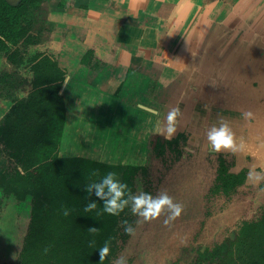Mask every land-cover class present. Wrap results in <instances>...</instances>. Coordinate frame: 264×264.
<instances>
[{"label": "trees", "instance_id": "trees-1", "mask_svg": "<svg viewBox=\"0 0 264 264\" xmlns=\"http://www.w3.org/2000/svg\"><path fill=\"white\" fill-rule=\"evenodd\" d=\"M48 1L22 0L19 6H12L0 0V163L6 167L0 176V192L21 202L31 200L21 248L13 262L6 264H99V248L109 239L110 253L103 264H115L134 236L125 233L123 221L135 228L138 217L130 208L119 216L104 213L103 201L94 193L88 196L85 186L115 172L133 194L141 187L156 195L153 175L160 164L176 171L180 162L197 158L185 150L189 134L179 131L173 139L154 135L144 166L60 156L68 118L67 100L61 91L68 71L52 46L55 31L47 16ZM80 63L99 72L108 60L93 46L84 50ZM149 81L151 91L158 82L155 75ZM236 156L237 152L228 151L206 153L193 161L215 173L208 200H229L246 187L248 170ZM89 202L97 203V208L85 212ZM261 209L255 217L234 226L235 239L228 235L205 251L200 249L191 264H264V207ZM90 227L99 232L89 233Z\"/></svg>", "mask_w": 264, "mask_h": 264}, {"label": "crops", "instance_id": "crops-1", "mask_svg": "<svg viewBox=\"0 0 264 264\" xmlns=\"http://www.w3.org/2000/svg\"><path fill=\"white\" fill-rule=\"evenodd\" d=\"M68 1L74 5L60 8L54 2L52 19L58 23L59 34L73 33L83 46L97 47L110 63L99 74L83 66L73 67L64 91L74 90L72 95L79 98L91 97L80 103L94 106L93 115L85 116L100 126L96 130L91 124L85 126L83 114L71 117L76 122L75 133L67 144L63 141L62 153L82 154L92 143L97 158L108 151V133L104 140L91 139L108 124V88L118 89L129 71L149 75L157 65L162 68V85L174 87L177 94L158 117L120 108L112 123L129 131L135 147L131 151L111 148L114 156L126 164L142 163L144 133L155 130L172 106L182 114L177 123L203 140L214 117L228 118L239 145L252 157L250 169L254 173L264 169V0ZM85 69L86 78L80 76ZM70 79L75 83L68 84ZM109 81L113 84L108 87ZM77 84L89 89L75 92ZM198 110L205 113L195 114ZM242 111H251L252 118L242 119ZM71 118L66 123L70 132ZM82 136L86 140L80 145L77 138Z\"/></svg>", "mask_w": 264, "mask_h": 264}, {"label": "rangeland", "instance_id": "rangeland-1", "mask_svg": "<svg viewBox=\"0 0 264 264\" xmlns=\"http://www.w3.org/2000/svg\"><path fill=\"white\" fill-rule=\"evenodd\" d=\"M67 33L68 32L63 31V38L61 40L53 39L55 44L52 45L56 53L59 52L61 63L70 70L66 80L73 74V67L81 65L80 52L89 47L87 45L80 47L79 45H70L74 40L69 37L67 38ZM64 42H66V44H64ZM78 43L79 42H77V44ZM81 43H83V41ZM73 49L76 51H73ZM85 72L87 73L86 69L83 75L80 74V76H85L86 78L88 74L86 75ZM71 81L72 84L75 83V79H70L68 84H70ZM86 82H90L89 78L86 79ZM88 87V85L77 84L75 92L80 93V91H86ZM153 90L155 91V89ZM73 92L74 90L65 92L64 89L61 92L62 94L65 93L64 96L67 100L68 118L66 123L71 117L75 118L83 114L82 120L86 118V120H84V125L88 126L91 124L95 127L93 130H96V126H100V123L95 122V120H89V116H85L89 115V112L92 115L94 113V106L86 103L92 100L91 97L79 98L73 96ZM151 100L152 99H150V101ZM81 101L86 102L81 104ZM110 103H113V101H110ZM157 105H159V103H156V106ZM98 106L100 107V105ZM100 109H102L103 114L106 113L103 107H100ZM129 109L130 107L127 105L126 110L129 111ZM113 111L116 114H114V112L111 115L110 113L109 115L106 114L109 120L111 117L118 115L115 109H113ZM72 118L70 120L72 132L68 131L66 124L64 128L63 140L66 144L69 140H72V133H75L74 127L76 122L73 121ZM90 129L92 128L90 127ZM106 133H108V124L107 126L103 125V128L91 136V139H93V142L104 140ZM126 133L128 132L124 131L125 139L123 140H127L129 137V134L126 135ZM149 136L150 134L144 133L145 139H148ZM85 140V136L77 138L80 145H83L82 143ZM199 140L201 141V139L198 138L197 143L191 141L189 147H186L188 150H185L187 152L195 150V148L199 146ZM62 144L63 141L61 147ZM201 144H205V142ZM93 146V143L90 144V148L82 154L62 153L60 148V155L62 157L86 156L90 159L91 157H95L97 161L108 160V157H105V152L108 153V151H104L103 155L97 158L96 156L98 155L95 154V148H93ZM203 146L204 149L207 150V146ZM83 147L85 148L86 146L84 145ZM146 154L147 153H145L146 158L144 162L142 161L143 163L147 162ZM244 154L246 155V153ZM245 155L242 157L248 156ZM114 158L115 156L110 162H113ZM235 158L240 157L236 156ZM245 159L246 161L242 160L245 166L244 168L248 169L249 173L254 172L249 167L251 160L249 161L247 157ZM233 162L236 163L235 159H233ZM189 165L191 164H187L185 167L183 165L181 170L168 171L167 169H169V167L160 164L158 171L154 173V187L157 193L161 190H167L168 194L174 198L175 202L183 204L184 210L181 216L167 227L163 223L165 219L164 215L152 222L136 225L137 237L134 235L133 238L128 241L125 253L121 255L126 257L127 264H160L161 262L162 264H191L196 259L201 248L207 249L221 242L233 232L235 229L234 226L237 227L240 221L244 218L255 217V215L261 212V208L264 207V189L262 187L264 183V169H255L256 173L261 176V179L254 180L249 178L246 187L236 196H232L231 200H227L225 197L208 200L206 195L212 185L211 174L208 173L207 176L202 177L200 180L201 182H199L197 181L198 177L192 173V169H189ZM5 169V163H0V176L4 173ZM184 169L188 171L186 174H182V170L184 172ZM140 191H142L141 187L139 189V192ZM30 215V199L21 202L16 200L13 196L6 197L0 192V264L13 262L21 248L23 237L28 229ZM160 259H162V261Z\"/></svg>", "mask_w": 264, "mask_h": 264}, {"label": "clouds", "instance_id": "clouds-1", "mask_svg": "<svg viewBox=\"0 0 264 264\" xmlns=\"http://www.w3.org/2000/svg\"><path fill=\"white\" fill-rule=\"evenodd\" d=\"M205 110H208L207 106H205ZM181 115L178 107L171 108L164 120L157 122L155 132L163 135L165 139H171L176 132L177 119ZM252 116L251 111L241 112V117L244 120H249ZM205 137L209 151L234 153L238 150L239 143L236 134L230 126V122L224 117H218L217 122L207 128ZM249 178L259 180L261 176L250 172ZM85 190L88 196L94 193L97 198L103 201V212L108 215L119 216L126 208H130L132 215L138 217L135 221L136 225L152 222L164 215L163 223L167 227L179 218L184 210L183 204L175 202L167 190H161L156 195L144 191L133 194L129 185L122 183L115 172L106 173L99 182L87 184ZM96 208L97 203L89 202L85 205L84 210L85 212H91ZM64 214L68 215V212L65 211ZM123 224L127 235H135L136 229L132 224L127 220L123 221ZM88 231L95 235L99 232V229L90 227ZM94 244L95 241L90 242V246H94ZM109 253L110 239L105 240L103 246L99 248V264H103ZM115 264H127L126 257H119Z\"/></svg>", "mask_w": 264, "mask_h": 264}, {"label": "water", "instance_id": "water-1", "mask_svg": "<svg viewBox=\"0 0 264 264\" xmlns=\"http://www.w3.org/2000/svg\"><path fill=\"white\" fill-rule=\"evenodd\" d=\"M8 2L12 5L17 6L20 4L21 0H8ZM109 61H110V59L108 57V65L110 63ZM161 70H162V68L158 67L157 65H154L152 72L149 75L129 71L126 75V78L120 83L118 89L115 88V89H112V91H110L111 89L108 88V115H109V113L111 115L114 112L113 109H115L116 112H120V110H121L120 108L126 109L127 105H129L130 110L133 112H143V113L149 114L151 116L158 117L160 115V113L162 112L161 109L164 106L168 105V103H170V101L174 97V95L176 96V94H177L176 89L174 87L162 85V83L160 82V74L162 72ZM99 73L100 72H98V74ZM152 75H155V77L157 78V82H158L157 86L154 88L156 92L152 89H151V91H152L151 92L148 88L149 82H150L149 80L152 78ZM230 75L232 76V74H230ZM110 84H113V81L108 82V87ZM117 93H118V95H117ZM150 99H152V100L150 101ZM110 101L111 102L113 101V103H110ZM156 103H159V105L156 106ZM138 106L140 109L138 108ZM171 108H172V106H171ZM201 113H205V110H198L195 112V114H201ZM114 114H116V113L114 112ZM226 119L228 120V118H226ZM110 120H111V122L110 123L108 122V160H103V161L100 160V162H104V163H107L109 165L144 166L146 164V162L143 163L144 159L146 158L145 153H147L146 156L148 158V146L150 145L152 137L154 135H161V134H158L155 132V130H152L149 138L146 140H142V142L140 143V145H142L144 147V155H143V160H142L143 162L142 163H140L138 165L126 164L123 161V158H121L120 156L119 157L115 156L113 162H110L111 159L114 157V155L111 153V152H113V151H111L112 150L111 148H115V149L119 150L120 148L126 147L128 151H131V149H133L135 147V143L133 142L134 139L131 138L129 131H127L125 129H121L120 127L113 124L112 123L113 117H111ZM110 120L108 119V121H110ZM211 122H212V124H214L217 122V119L215 120V117H214L213 120H211ZM124 131L128 132V133H126V135L129 134V137L127 138V140H123V139H125ZM178 131L179 132H186L187 134H189L190 142L192 141L193 137H194L193 139H195V141H194L195 143L198 142V138L201 139V141L199 140V144H198L199 146L197 148H195V150L189 151V153L196 156V158H197V159H193V161H196L202 157H205L206 153H215V152L209 151L208 146H207V141L203 140L202 136H197L196 134H192L189 131L188 127H186L182 124H179V123H176V132L173 134L171 139L174 138V136L177 134ZM63 137H64V134H63ZM62 141H64L63 138H62ZM190 142H189V144H190ZM200 142L201 143L205 142V144H201ZM110 143H112V144H110ZM115 143H117V145H115ZM203 145L207 146V150L204 149ZM185 149L188 150L187 148H185ZM205 151H208V152H205ZM236 152L238 154V157L242 158L241 160L246 161V159H245L246 157L248 158L249 161L252 159V157L249 156L245 152L242 145H239L238 150ZM244 153H246V155H248V156H246ZM243 155H245L246 157H242ZM71 157H79V156H71ZM82 158L90 159V158H87L86 156L82 157ZM91 160H95V158H91ZM95 161H97V160H95ZM193 161L186 160L183 163L180 162V165L176 166L175 170H181L182 169L181 167L183 165L185 167V165L191 164V165H189L190 166L189 169H192V173H194L198 177L197 181L201 182L200 181L201 178L206 177L207 174L209 173V174H211L212 184H213L214 178H215V173L211 170V168L207 167V166L206 167H199ZM199 169H203V170L200 172H197ZM187 172L188 171H186L185 169H184V172L182 170V174H186ZM248 179H249V171H248L247 181H248ZM208 192H209V190H208ZM135 235H136V233H135ZM231 236L233 239H235L234 233H232ZM160 260L162 261V259H160ZM163 261H164V259H163ZM160 264H162V262Z\"/></svg>", "mask_w": 264, "mask_h": 264}, {"label": "flooded vegetation", "instance_id": "flooded-vegetation-1", "mask_svg": "<svg viewBox=\"0 0 264 264\" xmlns=\"http://www.w3.org/2000/svg\"><path fill=\"white\" fill-rule=\"evenodd\" d=\"M8 1V0H7ZM22 1V0H21ZM56 1H58L57 3H58V7H60V8H66V7H71V6H73L74 5V1H68V0H56ZM54 2H55V0H49L48 1V3H47V7H48V9H47V16H48V20L54 25V39H57V40H61L62 38H63V34H59V32H58V28H59V26H58V23L55 21V20H53L52 19V14L54 13V8H56V6H55V4H54ZM9 3V2H8ZM21 3V2H20ZM10 4V3H9ZM12 5V4H11ZM20 5V4H19ZM19 5H17V6H19ZM12 6H15V5H12ZM54 7V8H53ZM66 37L68 38H71L72 40H74V41H77V42H79L78 44H77V42L76 43H70V45L72 44V46H75V45H79V47L80 46H83L82 45V43H81V41L82 40H79L73 33H70V32H68L67 33V35H66ZM64 44H66V42H64ZM62 46V45H61ZM78 49V48H77ZM73 51H76V50H74L73 49ZM84 53V51H82V52H80V54L82 55ZM63 65V64H62ZM78 65H79V63H78ZM64 67H65V65H63ZM79 66H81V65H79ZM67 67V66H66ZM65 67V69H67V71L69 72L70 70L68 69V68H66ZM66 84H67V81H65L64 82V85H63V88H62V90L65 88V86H66ZM62 92V91H61ZM235 195H237V194H234L233 196H235ZM232 199V197L229 199V200H231ZM236 228V227H235ZM232 233H234L235 234V237H236V233L234 232V230H233V232H231V234ZM230 234V235H231ZM232 237V236H231ZM202 249V251H204V250H206V249H204V248H201Z\"/></svg>", "mask_w": 264, "mask_h": 264}]
</instances>
